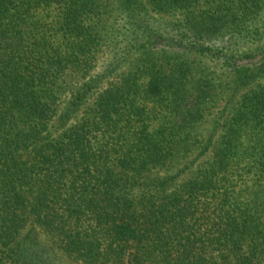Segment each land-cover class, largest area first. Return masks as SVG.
Masks as SVG:
<instances>
[{
  "label": "trees",
  "instance_id": "obj_1",
  "mask_svg": "<svg viewBox=\"0 0 264 264\" xmlns=\"http://www.w3.org/2000/svg\"><path fill=\"white\" fill-rule=\"evenodd\" d=\"M115 5L0 0V264H264V0Z\"/></svg>",
  "mask_w": 264,
  "mask_h": 264
},
{
  "label": "rangeland",
  "instance_id": "obj_2",
  "mask_svg": "<svg viewBox=\"0 0 264 264\" xmlns=\"http://www.w3.org/2000/svg\"><path fill=\"white\" fill-rule=\"evenodd\" d=\"M108 1L110 3V8L112 9V21L118 22L122 20L121 18H123L124 16L116 10L115 0ZM150 13V15L153 16L155 20L163 21L164 24L167 22H172L176 19L164 16L160 17L154 14L153 12ZM111 27H113V24ZM134 27L135 24H127L125 29H123L122 31L126 34V36L130 37L131 39L132 32L135 30ZM114 31L115 33H118L116 30ZM109 36H113L114 39H110ZM109 36L107 38L106 45L102 49V52L98 55L96 67L93 70L90 78H97V76L100 77L103 75H106L108 77H105L103 79L98 91L95 92V96L92 101H94L96 99L97 94L100 93L102 90L106 89L110 83L118 82L121 79V75L123 73L129 71L135 64H137V60L140 55L139 47L137 45L131 44L132 49L128 54L127 52H125L126 42H122L121 39H115V36L112 33H110ZM115 68H117V70L113 74H109L110 70H113ZM63 107L64 105L62 106V108ZM231 110L232 108H227V104L224 100L219 101L216 106L214 105L213 107H210L205 113L206 119L202 125V128H200V133L202 138H208L210 135L214 136L212 147L208 149L207 153L203 158H196L198 154L197 152L196 154H191L187 156L186 159H183L181 157L177 160H204L205 162H208V160H212L214 157V149L223 131V124L228 119ZM171 168H175V165H172ZM42 240L47 241L45 237H42ZM59 257L61 258L59 264H74L68 259H62L61 255H59Z\"/></svg>",
  "mask_w": 264,
  "mask_h": 264
}]
</instances>
